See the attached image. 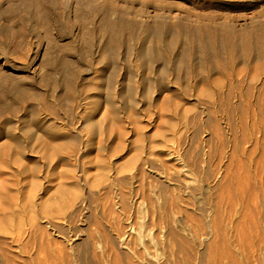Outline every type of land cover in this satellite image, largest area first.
<instances>
[{
	"label": "rangeland",
	"instance_id": "rangeland-1",
	"mask_svg": "<svg viewBox=\"0 0 264 264\" xmlns=\"http://www.w3.org/2000/svg\"><path fill=\"white\" fill-rule=\"evenodd\" d=\"M0 223V264H264V0H0Z\"/></svg>",
	"mask_w": 264,
	"mask_h": 264
},
{
	"label": "bare ground",
	"instance_id": "bare-ground-1",
	"mask_svg": "<svg viewBox=\"0 0 264 264\" xmlns=\"http://www.w3.org/2000/svg\"><path fill=\"white\" fill-rule=\"evenodd\" d=\"M60 193H61V192H60ZM61 203H62V202H61ZM43 207H44V206H43ZM52 207H53V206H52ZM43 209H44V208H43ZM51 209H52V208H51ZM51 209L48 208V210H51ZM45 210H46V209H45ZM46 212H47V211H46ZM48 212H49V211H48ZM216 216H217V215H216ZM2 219H3V218H2ZM19 220H20V218H19ZM19 220H18V221H19ZM217 220H218V219H217ZM2 221H3V224L6 223V222H4V220H1V222H2ZM17 223H18V222H17ZM19 223H20V221H19ZM19 223H18V224H19ZM5 225H6V224H5ZM0 226H2V228H6L4 225H2V223H0ZM8 226H9V225H8ZM7 228H8V227H7ZM7 230H8V229H7ZM138 234H139V238H140V237H143V235H144V236L147 237L149 240H151L152 242H154V243L156 244V246H159L160 243H161V242H160L159 245H158V240H157L158 238H157V239L153 238V237L151 236V235H152V232H150V231H148V232H146V233H144V232L141 233V232H140V233H138ZM176 235H177V234H176ZM172 236H173V234L169 231V232L167 233V235H166V239H164V241H165V242H167V241L169 242V241H170L169 237H172ZM114 238H115V237H114ZM139 238H138V239H139ZM143 238H144V237H143ZM140 239H141V238H140ZM110 240H111V239H110ZM117 240H118V239H115V242H116V243L118 242ZM129 241H130L129 239H128V240L126 239L124 245L128 246ZM161 241H162V240H161ZM111 242H112V241H111ZM168 242H167V243H168ZM210 244H211V243H210ZM127 248H128V247H127ZM158 248H160V246H159ZM113 253H114V252H113ZM157 255H159V253H157ZM124 257H125V256H124ZM126 257H127V256H126ZM116 260H117V259H116ZM157 260H159V259H157ZM128 262H129V261H128ZM155 262H156V261H155ZM157 262H158V261H157ZM115 263H116V262H115ZM178 263H179V262H178ZM113 264H114V262H113ZM128 264H130V263H128ZM167 264H168V263H167Z\"/></svg>",
	"mask_w": 264,
	"mask_h": 264
}]
</instances>
